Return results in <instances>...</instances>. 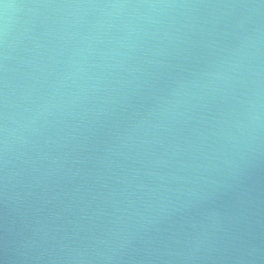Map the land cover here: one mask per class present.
Segmentation results:
<instances>
[{
    "label": "water",
    "instance_id": "95a60500",
    "mask_svg": "<svg viewBox=\"0 0 264 264\" xmlns=\"http://www.w3.org/2000/svg\"><path fill=\"white\" fill-rule=\"evenodd\" d=\"M0 264H264V0H0Z\"/></svg>",
    "mask_w": 264,
    "mask_h": 264
}]
</instances>
